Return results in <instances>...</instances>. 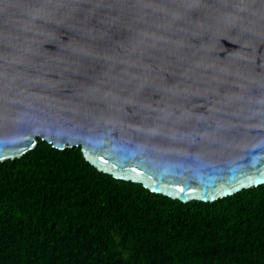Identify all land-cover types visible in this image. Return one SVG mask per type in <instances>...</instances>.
<instances>
[{"label": "water", "instance_id": "95a60500", "mask_svg": "<svg viewBox=\"0 0 264 264\" xmlns=\"http://www.w3.org/2000/svg\"><path fill=\"white\" fill-rule=\"evenodd\" d=\"M181 203L264 184V0H0V162L38 140Z\"/></svg>", "mask_w": 264, "mask_h": 264}, {"label": "trees", "instance_id": "16d2710c", "mask_svg": "<svg viewBox=\"0 0 264 264\" xmlns=\"http://www.w3.org/2000/svg\"><path fill=\"white\" fill-rule=\"evenodd\" d=\"M37 140L0 162V264H264V184L181 203Z\"/></svg>", "mask_w": 264, "mask_h": 264}]
</instances>
